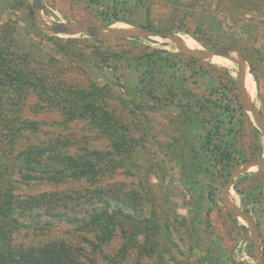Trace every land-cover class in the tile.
<instances>
[{"label": "rangeland", "instance_id": "1", "mask_svg": "<svg viewBox=\"0 0 264 264\" xmlns=\"http://www.w3.org/2000/svg\"><path fill=\"white\" fill-rule=\"evenodd\" d=\"M39 15L105 33H56ZM123 30L170 31L191 50L232 46L244 58V90L264 114V0H0V37L12 39L41 85L5 88L21 123L16 148L78 155L122 144L99 198L115 195L110 205L159 225L153 248L118 232L100 244L82 230L99 195L93 184L31 181L17 192L76 193L55 209L59 216L21 217L14 242L81 243L99 264H264V131L242 102L238 64L197 57L160 35H117ZM74 91L90 92V102L67 118ZM208 130L213 145L231 148L229 167L211 154ZM240 213L253 220L255 236Z\"/></svg>", "mask_w": 264, "mask_h": 264}, {"label": "trees", "instance_id": "2", "mask_svg": "<svg viewBox=\"0 0 264 264\" xmlns=\"http://www.w3.org/2000/svg\"><path fill=\"white\" fill-rule=\"evenodd\" d=\"M4 40L5 38L0 37V264H99L81 243L53 238L28 244L14 242V232L23 226L21 217L30 219L44 215L51 219L59 216L62 213L55 209L61 206L65 199H72L73 193H76L72 189L58 192L48 190L38 194L17 192L21 184L31 181L59 184L72 180H88L87 182L98 190L99 195L94 197V205L85 216V227L82 230L93 232L96 242L100 244L108 241L116 232L124 235L127 243L141 235L144 247L147 245L148 248H153L155 235L159 232V225L153 215H143L137 219L121 206L110 205L112 199L117 197H110L111 192L110 199L99 198L102 191V175L115 169L114 166L118 165L117 159L126 150L125 146L115 142L112 151L89 150L78 155L69 152L53 153V150L37 145L16 148L17 140L21 137V123L11 116L4 94L5 88L11 85L15 90H19L24 85L33 84L36 89L41 90V85L37 83V74L27 72V62L22 54L13 49L12 39L8 37L5 43ZM90 94L74 91L68 104H65L66 117H74L75 111L86 110ZM214 128V133H219V126ZM207 132L206 143L213 145V133L211 130ZM210 152L222 168L230 166V147L216 144L210 147ZM127 205L130 210L138 206L137 203ZM51 224L49 220L47 226ZM243 263L248 264L245 261Z\"/></svg>", "mask_w": 264, "mask_h": 264}, {"label": "water", "instance_id": "3", "mask_svg": "<svg viewBox=\"0 0 264 264\" xmlns=\"http://www.w3.org/2000/svg\"><path fill=\"white\" fill-rule=\"evenodd\" d=\"M38 21L42 23L44 28L47 30H51L53 32L59 33V32H64V33H79V32H96L98 34H103L105 33L101 29L97 28H90V27H77L75 24H56V25H49L40 15L38 16ZM146 34L149 35H160L163 37L170 38L172 41H174L177 44V47L181 49L182 51L191 53L197 57H212L214 55H219V56H224L235 63L238 64V85L240 88V95L242 102L244 104V107L246 110L250 111L255 118V120L260 124L261 128L264 131V114L259 111L252 103L250 100V97L247 95V93L244 90L243 86V81H244V69H245V63H244V58L242 55L235 50L232 46H227V47H220V48H215L212 50H191L189 49L181 40L179 37L174 35L170 31H153V30H148V31H133V30H123V34H117V35H130V36H144ZM236 52L238 59L232 57L228 52ZM264 162V158L260 161ZM242 218L247 222L249 225L250 229L253 232V236L256 235L255 232V226L253 223V220L246 215L245 213H240Z\"/></svg>", "mask_w": 264, "mask_h": 264}]
</instances>
